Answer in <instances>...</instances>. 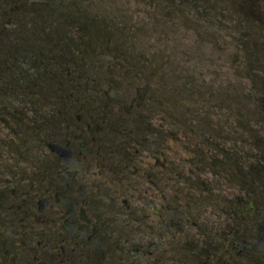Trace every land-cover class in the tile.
<instances>
[{
	"label": "rangeland",
	"instance_id": "obj_1",
	"mask_svg": "<svg viewBox=\"0 0 264 264\" xmlns=\"http://www.w3.org/2000/svg\"><path fill=\"white\" fill-rule=\"evenodd\" d=\"M5 2L0 0V10ZM59 6L60 14L79 20L99 16L97 21L114 25L115 43H125L138 62L97 58L92 67L99 73L86 91L98 90L102 97L107 83L117 81L131 91L132 85L148 84L159 92L151 111L154 128L168 131L172 173L185 180L169 186L168 202L181 208L179 214L169 213L175 226L171 239L200 245L199 232L209 231L222 233L229 245L225 235L232 227L248 228L249 237H256L258 214L252 227L247 214L234 216L233 205L264 209V180L250 194L236 184L230 164L237 160L248 168L263 162L264 0H252L246 9H236L230 0H60ZM13 18L11 30H37L34 20ZM220 256L237 254L230 248ZM248 257L253 260L247 264H264L253 254Z\"/></svg>",
	"mask_w": 264,
	"mask_h": 264
},
{
	"label": "flooded vegetation",
	"instance_id": "obj_2",
	"mask_svg": "<svg viewBox=\"0 0 264 264\" xmlns=\"http://www.w3.org/2000/svg\"><path fill=\"white\" fill-rule=\"evenodd\" d=\"M107 85L105 96L88 89L54 105L45 137L36 135L44 153L28 143L25 120L0 113V264H188L170 240L169 213L180 209L169 186L185 180L172 173L168 131L154 128L159 92ZM52 142L72 150L70 165ZM232 249L231 259L196 253L189 264L264 259Z\"/></svg>",
	"mask_w": 264,
	"mask_h": 264
},
{
	"label": "trees",
	"instance_id": "obj_3",
	"mask_svg": "<svg viewBox=\"0 0 264 264\" xmlns=\"http://www.w3.org/2000/svg\"><path fill=\"white\" fill-rule=\"evenodd\" d=\"M59 2L60 0H7L4 9L0 10V113H13L18 121L25 120L28 143H37L38 146L41 144L35 142L38 141L36 135L45 137V129L53 122L54 105L66 99L69 102L74 99L76 104L85 94L86 88L95 84L93 75L99 71L92 64L97 58H117L133 64L136 61L125 43H115L114 39L118 35L114 25L108 21H97L96 17L99 16L94 17L96 20H85L84 17L79 20L75 19L74 14H60ZM230 2L236 9H246L252 0ZM7 14H12V17ZM88 14L85 12L84 16L89 17ZM16 16H20V20L24 17L34 20L37 30L33 33L11 30L7 26L13 23V17ZM72 27L78 31L71 30ZM78 33H81L80 37ZM103 72L113 71L105 69ZM146 80L151 81L150 78ZM44 147L45 143H42L43 153ZM262 156L263 162L260 160L259 164H249L248 168L245 163L237 160L230 164L236 184L240 188H248L250 194L253 193L251 190L255 184L264 180V155ZM262 197L260 202L264 208V196ZM233 207L234 216L247 214L253 227L257 215L254 207L251 204L246 206L245 202H236ZM179 209L172 212L179 214L181 208ZM186 213H183L184 217ZM241 222L250 225L246 220ZM240 226L243 225L240 223ZM173 227L175 226L170 221V240L176 242L191 257H195L196 253H201L202 257L217 256L232 248L235 241L250 238L248 228L239 232V228L232 227L231 233L225 235V238L230 237L227 245L222 240V233L201 231L199 234L204 237L201 246H190L171 239Z\"/></svg>",
	"mask_w": 264,
	"mask_h": 264
},
{
	"label": "water",
	"instance_id": "obj_4",
	"mask_svg": "<svg viewBox=\"0 0 264 264\" xmlns=\"http://www.w3.org/2000/svg\"><path fill=\"white\" fill-rule=\"evenodd\" d=\"M51 151L61 155L62 163L70 165L72 150L66 149L61 144L49 143ZM258 222L256 223L257 236L254 239H243L234 242V248L253 249L258 255L264 256V209H257Z\"/></svg>",
	"mask_w": 264,
	"mask_h": 264
}]
</instances>
